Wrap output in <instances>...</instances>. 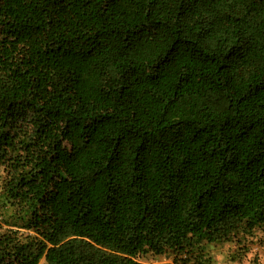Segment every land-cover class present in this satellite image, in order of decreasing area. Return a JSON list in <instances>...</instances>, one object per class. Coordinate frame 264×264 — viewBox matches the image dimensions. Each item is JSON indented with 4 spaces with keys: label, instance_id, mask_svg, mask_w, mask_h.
<instances>
[{
    "label": "trees",
    "instance_id": "1",
    "mask_svg": "<svg viewBox=\"0 0 264 264\" xmlns=\"http://www.w3.org/2000/svg\"><path fill=\"white\" fill-rule=\"evenodd\" d=\"M256 232L264 0H0V264H210Z\"/></svg>",
    "mask_w": 264,
    "mask_h": 264
},
{
    "label": "rangeland",
    "instance_id": "2",
    "mask_svg": "<svg viewBox=\"0 0 264 264\" xmlns=\"http://www.w3.org/2000/svg\"><path fill=\"white\" fill-rule=\"evenodd\" d=\"M237 237L239 239L221 242L202 241L205 253L210 256V264H264V243L258 240L259 233ZM137 259L145 264H177L172 255H156L150 252L139 255Z\"/></svg>",
    "mask_w": 264,
    "mask_h": 264
}]
</instances>
